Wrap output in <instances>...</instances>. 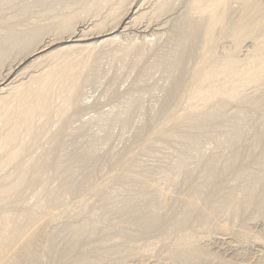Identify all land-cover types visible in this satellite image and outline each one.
Returning a JSON list of instances; mask_svg holds the SVG:
<instances>
[{
  "label": "rangeland",
  "instance_id": "1",
  "mask_svg": "<svg viewBox=\"0 0 264 264\" xmlns=\"http://www.w3.org/2000/svg\"><path fill=\"white\" fill-rule=\"evenodd\" d=\"M49 1L0 0V57L4 55L6 47L11 48L8 59L0 67L3 68L0 74L17 64V58L24 57L21 54L26 51L24 58L29 60L25 61L30 62L34 59L30 58V54L47 42L56 40V36L63 39L53 44L78 39L80 34L98 25L111 27L116 19H113L112 12L118 13L119 10L113 7V3L106 6L107 1H103L105 7L98 4H103L102 1L97 0H86L85 3L82 0L83 4L81 0L76 3L74 0ZM154 2L132 1L134 10L124 20V27L116 31V34H123L118 41L120 43L99 48L90 55L88 62L84 60L77 64L75 71L81 77L79 88L66 95L62 91L64 78L56 76V81H60L56 82L52 92L46 93L52 103L47 107L49 111L45 110L46 117L42 114L43 107L36 106L37 103L34 105L36 112L42 111L37 115L43 117L35 118L36 127L31 131L24 128L26 135L21 133L20 137L17 135L8 142L3 140L6 143L1 144L0 140V149H3L0 150V191L12 185L10 183L23 173L21 167L29 165L28 172L24 174L25 183L16 186L10 195L1 197L0 194V220H5L0 222V264H139L143 260L154 263L166 259L169 253L173 252L169 256L177 253L176 249L188 237L194 244L211 246L214 243L211 247L224 256L226 253L228 258L237 248L247 252L248 258L252 255L257 257L258 251L259 254L264 252V75L260 80L263 84L258 81L257 84L242 86V89L245 87L241 90L244 92L243 98L239 95V98H227L226 101L219 93L212 95V90L225 84L226 80L232 85L249 72L246 68L250 66L251 69L260 61L255 59L252 62L250 56L259 55L264 46L260 45L262 49L260 46L255 48L258 40L255 42L256 39L248 37L244 40L246 43H241V48L234 49L235 44L227 46L232 52L227 48L213 50L214 56L222 61L211 64L210 68L208 63L204 64L205 67L202 64L201 70L205 68L210 74L217 72L220 78L199 83L202 92H196V98L193 95L190 97L191 93L184 88L195 70L192 57L196 49L188 48L190 50L186 51L180 48L181 45L171 46L170 43L169 46L165 42V47L158 45L156 50L147 51L143 56L138 50L125 51L127 43L141 34L162 29L163 20L178 11L176 9L171 12L173 15H164L159 22L150 26H147L146 20L134 26L129 23L137 8L141 6L149 11ZM91 3L96 5L92 6ZM79 9L85 12L81 13ZM108 12H111V17L107 16ZM63 19H67V23L70 20V25ZM57 23L60 25L57 26ZM66 25L70 26L69 31ZM169 26L168 22L162 30ZM69 35L73 37L68 38ZM29 38L34 39L35 43L32 41L27 48L24 44L31 40ZM96 40L93 38L89 42ZM190 40H184V44L190 43ZM36 44L38 47H34ZM30 48L35 49L32 52ZM228 59L229 62L234 59L241 63L240 67L244 66L246 72H239L241 76L237 74L238 77L234 76L233 79L226 77L223 67L218 68ZM58 60L52 65L42 64L36 69H28L21 76L15 74L12 79L18 77L16 82L19 83L30 77L47 76L59 64L62 56ZM249 90L253 95L250 94L251 100L247 98L246 103L245 91L249 95ZM258 98L263 99L262 102ZM188 104L194 108L188 109ZM66 105L69 108L73 105V108L69 110L67 107V111L64 108ZM55 112L59 114V123ZM13 115L0 134L10 130L17 117L15 113ZM35 142L38 145L35 152H24V148ZM6 144L10 148L4 146ZM6 148L10 151L6 152ZM11 151L17 155L7 163L4 160ZM48 157L53 158L50 160ZM41 159H46L48 167L37 172L35 165ZM32 177L33 184H28ZM8 218L10 220L6 221ZM250 253L252 255L249 256Z\"/></svg>",
  "mask_w": 264,
  "mask_h": 264
},
{
  "label": "bare ground",
  "instance_id": "2",
  "mask_svg": "<svg viewBox=\"0 0 264 264\" xmlns=\"http://www.w3.org/2000/svg\"><path fill=\"white\" fill-rule=\"evenodd\" d=\"M13 1V0H12ZM44 1V0H43ZM46 1V0H45ZM52 2V0H50ZM49 1V2H50ZM62 1V0H60ZM66 1V0H65ZM69 1V0H68ZM86 0H84V3H85ZM89 2H91L90 0H88ZM87 1V2H88ZM96 1V0H95ZM97 1H102L103 4L98 3L100 5H104L105 7V3H107L106 6H109L108 3L111 5L113 3V7L115 6V8L119 9L118 10V13L117 11H115V8H112L111 9V6H110V9L115 11L116 13L112 12V17L114 20V23H112V26L107 28L106 26H109L107 25L106 23V26L105 25H102L103 27L105 26V28L101 27L100 25H98V27H94L90 30V27L88 28L90 31L89 32H84L83 34H80L78 39H68V38H71L73 36H70L67 38L68 40L66 41H61L60 43H56V44H53L54 41L56 40H61L63 39L62 36L61 38H59L58 36H56V40H51V42H47V44L45 45H41L42 47L41 48H38L37 51L35 52V48H32L34 50V53L31 55L30 51H29V54H30V58L32 59V57L34 59L30 60V62H27L28 60L25 59V54H27L28 51H26L25 53L21 54V56H24V57H21V59L17 58L18 63L15 64V65H12L10 66L5 72L6 73H1L0 74V133L1 130L4 128H2L4 126L5 123H7L8 121L11 122V119H13L12 117L15 116L13 115L14 113L17 115L16 117V120L15 122L13 123L12 127L10 128L9 131L5 132L3 134H0V140L1 141V144L3 143H6L5 141L7 140H10V139H13L15 138L17 135V137H20L19 134L21 133H24L23 129L24 128H28L29 131H31L32 129H34L37 125V121L35 120V118H42L44 116V118L46 117V112L45 110L47 109V107H49V105H52V103L50 104L49 102V97H46V93L53 90L56 82H59V81H56L57 78H55L56 76H62L63 79V92L68 95L74 91H76L79 86H80V78L78 76V72L75 71L76 69V66L79 62H83L84 60H87L90 55L95 52L97 49H101V48H104V47H107L112 44H116V43H120L118 41H120L121 39V35H123L122 33L119 35V34H116L118 30H120L122 27H124V24H125V19L126 17L129 15V13L131 12V10H134V6L132 5V1L134 0H119V1H114L116 2V4H114V2L110 1L108 2V0H97ZM96 1V2H97ZM107 1V2H104ZM64 2V1H63ZM71 2V1H70ZM74 2L76 3L77 0ZM80 2V0L78 1ZM86 2V3H87ZM89 2H88V5H89ZM94 2V1H92ZM95 2V3H96ZM118 2V3H117ZM29 3V2H28ZM40 3V1H39ZM61 3V2H60ZM81 3H82V0H81ZM95 3H91L92 6L96 5ZM55 4H56V1H55ZM80 4V3H78ZM83 4V3H82ZM154 5L152 6V8L149 10V11H145L143 8H140L139 9L137 8V10H135V13H134V17L132 19V21H130L129 23H132L133 26L134 25H137V24H140L143 22V20H146V23H147V26H150L149 24L151 23H154V22H159V19H161L164 15H167L168 13H171V12H175L176 9H178L177 13L174 14V16H171V14H169L170 18H166V19H169L168 21H166V19H164L163 21V24L161 25H168V22L170 23V26L169 27H166V30L163 31L162 29H164L162 26V29L160 30H153L150 34H141L140 37H138L137 39H134V41H131L129 43H127V45L125 46V51L126 52H130L132 50H138V52H140V54H143L146 53L147 54V51L150 53V51H154V49L156 50V48H158V45H162L165 47V42L166 45L169 44L170 46V43H171V46L172 44H175V45H181L180 48H183V49H196V53L194 55L193 58V63L194 64V67H195V70L193 69V72L191 74V78L189 79L188 78V82L187 84H185V90L187 91V93H191L190 94V97H192V95L194 96V98H196L197 94H195L196 92L199 91V93H201L203 90L201 87V90L199 88V83H203L204 81L206 80H215V79H219V74L217 72H211L213 74H210V71L208 72L205 68H203V70H201V67H202V64H207L210 68V65L211 64H216V62L219 60L217 59L215 56H214V51L216 49V51L218 50L217 48H222V50L226 49L227 46L231 45V44H235L233 45L234 49L235 47H239L241 48V43L248 37H252L255 40V42H257L258 40V44L255 45V48L256 46H260V45H263L264 46V0H155V2L153 3ZM14 5V4H13ZM34 5V4H33ZM45 5V4H44ZM64 5V4H63ZM62 5V6H63ZM70 5V4H69ZM87 5V4H86ZM143 5V4H141ZM17 6V5H16ZM75 6V4H74ZM73 6V7H74ZM77 6V5H76ZM75 6V7H76ZM84 6V5H83ZM98 6V5H97ZM96 6V7H97ZM119 6V7H118ZM138 6V5H137ZM26 7V6H25ZM33 7V6H31ZM35 7V6H34ZM33 7V8H34ZM39 7V6H38ZM54 7V6H53ZM65 7H67L65 5ZM69 7V6H68ZM71 7V6H70ZM103 7V8H104ZM27 8V7H26ZM56 8V7H55ZM59 8V7H58ZM72 8V7H71ZM80 8V7H79ZM101 8V6L99 7ZM45 9V8H44ZM54 9V8H53ZM62 9V8H61ZM75 9V8H74ZM82 9V8H81ZM89 9H91V7H89ZM146 9V8H145ZM38 10V9H37ZM63 10V9H62ZM80 10V9H79ZM88 10V9H87ZM97 10V8H96ZM94 10V12L96 11ZM101 10V9H100ZM99 10V11H100ZM108 10V9H107ZM31 11V10H30ZM73 11V10H72ZM81 13H84L85 11L82 12V10H80ZM29 12V11H28ZM53 12V11H51ZM56 12V11H55ZM77 12V11H76ZM75 12V13H76ZM89 12V11H88ZM87 12V14H88ZM134 12V11H133ZM35 13V12H34ZM59 13V12H57ZM74 13V12H73ZM80 13V14H81ZM55 14V13H54ZM71 14V13H70ZM98 14V13H97ZM109 16V14H111V12L107 13ZM118 14V15H116ZM60 15V14H59ZM68 17H69V14H67ZM131 15H133V13H131ZM173 15V14H172ZM4 16V15H3ZM36 16V15H35ZM52 16V15H51ZM63 16V15H62ZM72 16V15H71ZM78 16V15H77ZM81 16V15H80ZM83 16V15H82ZM105 16V15H104ZM2 17V16H1ZM43 17V16H42ZM45 17V16H44ZM65 17V16H64ZM62 17V18H64ZM76 17V16H75ZM74 17V18H75ZM111 17V16H109ZM115 17V18H114ZM4 18V17H3ZM6 18V17H5ZM34 18V17H32ZM72 18V17H71ZM70 18V20H71ZM82 18V17H81ZM103 18V17H102ZM165 18V17H164ZM47 19V18H46ZM51 19V18H50ZM56 19V18H55ZM60 19V18H59ZM59 19H56V20H59ZM73 19V18H72ZM113 19H111L113 21ZM130 19V20H131ZM64 20V19H63ZM69 20V21H70ZM76 20V19H75ZM66 21L67 23V19L64 20ZM69 24L70 25V23ZM73 21V20H72ZM78 21V20H77ZM108 21V20H107ZM13 22V21H12ZM20 22V21H19ZM128 22V21H127ZM161 22V21H160ZM27 23V22H26ZM60 23V22H59ZM65 23V22H63ZM62 23V25H63ZM99 23V22H98ZM162 23V22H161ZM19 24V23H18ZM25 24V23H24ZM58 24V23H57ZM131 24V25H132ZM159 24V23H158ZM60 24H58L57 26H59ZM96 25V24H95ZM102 29H100V27ZM126 26L128 27V25L126 24ZM130 26V25H129ZM146 26V27H147ZM55 27V26H54ZM61 27V26H60ZM70 27V26H69ZM69 27H67L66 25V28L68 29L69 31ZM127 27H125L127 29ZM160 27V26H159ZM63 28V27H62ZM66 28H64L66 30ZM63 29V30H64ZM64 30V32H65ZM123 31V30H122ZM60 32V30H59ZM150 32V31H149ZM39 33V32H38ZM56 33V32H55ZM70 33H71V30H70ZM40 34V33H39ZM58 34V33H57ZM61 34V33H60ZM59 34V35H60ZM64 34V33H63ZM67 34V33H65ZM74 34V33H73ZM128 34V33H127ZM42 35V34H41ZM56 35V34H54ZM62 35V34H61ZM93 37H92V36ZM38 36V35H37ZM43 36V35H42ZM64 36V35H63ZM78 36V35H77ZM76 36V37H77ZM91 36V37H90ZM125 36V35H124ZM33 37V35H32ZM58 37V39H57ZM90 37V38H89ZM123 37V36H122ZM165 37V38H164ZM34 38V37H33ZM35 38H37L35 36ZM41 38V37H40ZM39 38V40H40ZM93 38H96L97 40L95 42H89L90 39H93ZM127 38V37H126ZM133 38V36H132ZM154 38V39H152ZM164 38V42H162L163 44L160 43L161 39ZM31 39V40H29ZM28 42L25 43V47L26 45L28 46L33 40L32 38H29ZM130 39V38H129ZM127 39V41L129 40ZM190 40L191 42L188 43V44H184V40ZM250 39V38H249ZM252 39V40H254ZM37 40V39H36ZM124 40V39H123ZM126 40V39H125ZM35 41V40H34ZM33 41V42H34ZM85 41H88V43H84ZM246 41V40H245ZM244 41V43H246ZM37 42V41H36ZM126 42V41H124ZM189 42V41H187ZM255 42H253L255 44ZM35 43V42H34ZM40 44V42H38ZM69 43H73V44H69ZM160 43V44H159ZM183 43V44H182ZM243 43V44H244ZM123 44V43H122ZM21 45V44H19ZM24 45H23V48H24ZM117 45V44H116ZM240 45V46H239ZM22 46V45H21ZM30 46V45H29ZM29 46L27 48H29ZM162 46H160L162 48ZM177 46V47H179ZM232 46V45H231ZM249 46V45H248ZM34 47H38V44H36V46L34 45ZM194 47V48H193ZM247 47V46H246ZM170 48V47H169ZM169 48L167 50H169ZM175 48V46H174ZM232 48V49H233ZM244 48V46H243ZM249 48V47H248ZM247 48V49H248ZM252 48H254V45L252 46ZM260 48L262 49V47L260 46ZM258 49L260 51H262L261 49ZM32 49L30 48V50L32 51ZM121 49V48H120ZM171 49V48H170ZM188 49V50H190ZM228 49V48H227ZM24 50V49H23ZM163 50V49H162ZM177 50V48H176ZM214 50V51H213ZM221 50V49H219ZM230 50V48L228 49ZM244 50V49H243ZM254 50V49H253ZM134 51V52H136ZM146 51V52H145ZM179 51V50H178ZM187 51V50H186ZM213 51V52H212ZM227 51V50H225ZM250 51V49L248 50V52ZM9 52L11 53V48L10 49H4V55H2L0 57V67L3 66L6 62V59H8V54ZM33 52V51H32ZM104 52V51H103ZM161 52V51H160ZM163 52V51H162ZM165 52V51H164ZM180 52V51H179ZM183 52V51H182ZM193 52V51H192ZM230 52H232L230 50ZM242 52V51H241ZM240 52V53H241ZM99 53V52H97ZM122 53V52H121ZM152 53V52H151ZM159 53V52H158ZM171 53V52H169ZM174 53V52H173ZM235 53V52H234ZM255 53V52H254ZM103 54V53H102ZM134 54V53H133ZM139 54V55H140ZM164 54V53H163ZM168 54V53H167ZM182 54V53H181ZM217 54V53H216ZM221 54V53H220ZM233 54V53H232ZM231 54V55H232ZM249 54V53H248ZM251 54L252 53V49H251ZM11 55V54H10ZM15 55V54H14ZM99 55V54H98ZM138 55V56H139ZM149 55V54H148ZM151 55V54H150ZM161 55V54H160ZM169 55V54H168ZM175 55V54H174ZM180 55V54H179ZM186 55V54H185ZM219 55V54H218ZM217 55V57L219 58V56ZM230 55V54H229ZM242 55V54H241ZM244 55V54H243ZM247 55V54H246ZM18 56V55H16ZM27 56V55H26ZM62 56V60H60L59 64L55 65V69L51 72V73H47V76H35L36 78H28V80L26 81H22V82H19L17 83L16 82V78L18 77H15L14 79H12V76H14L16 74V76H21L20 74L24 73L25 71H28V69H31V68H35V67H39L40 65L43 64V66L46 64L47 66L49 64H54L56 63L57 61H59V57ZM118 56V55H117ZM137 56V57H138ZM141 56V57H142ZM166 56V55H165ZM178 56V54H177ZM181 56V55H180ZM221 56V55H220ZM233 56V55H232ZM237 56V55H236ZM235 56V57H236ZM11 57V56H10ZM28 57V56H27ZM126 57V56H125ZM140 57V56H139ZM146 57V55H145ZM154 57V56H153ZM164 57V56H163ZM179 57V56H178ZM185 57V56H184ZM191 57V56H190ZM226 57V56H225ZM29 58V57H28ZM120 59H122L121 57H119ZM162 58V57H161ZM181 58V57H180ZM186 58V57H185ZM239 58V57H237ZM243 58V56H242ZM246 58V57H245ZM247 58H248V55H247ZM14 59V58H13ZM137 59H140L141 58H137ZM154 59H157L156 57ZM189 59V57L187 58ZM250 59L252 62H254V60L256 59H259L260 61L259 62H256L255 65H253V68L249 66V68L247 67L246 65V69L247 71L250 72V74H247L249 72H246L245 71V68L244 66L243 67H240L239 64L241 63H237L234 61V59L229 62V59L228 61H225L221 66L220 68L218 69H221L223 67L222 70H224L223 72H225V74L227 75L226 77H229L230 79H233L235 77H239L241 76V73L238 74L239 72H242V74H244L243 72H246L245 75L241 76L242 78L239 79V81H235V85H229L231 83H229L227 80H226V83L225 84H221V85H218L217 87H215L212 91V95L215 94L217 95L219 93V95H222V98H226V101H227V98H235L238 96L239 98V95L240 97H242V94L244 95V92L241 91L243 89H245V87L242 89V86L243 85H246L247 83H259L261 82L260 80L261 77H263L264 75V48H263V51L259 53V55H251L250 56ZM27 60V61H25ZM143 60V59H142ZM148 60V59H147ZM180 60H183V59H180ZM236 60V59H235ZM248 60V59H247ZM255 60V61H256ZM15 61V60H13ZM135 61H136V58H135ZM134 61V62H135ZM139 61V60H137ZM136 61V62H137ZM165 61H167L165 59ZM170 61V60H169ZM185 61V60H184ZM183 61V62H184ZM191 61V62H192ZM222 61V60H219V62ZM244 61V60H243ZM249 61V60H248ZM88 62V60H87ZM87 62L85 61L84 63L87 64ZM156 62V61H155ZM158 62V61H157ZM171 62V61H170ZM173 62V61H172ZM178 63H181L179 60L177 61ZM188 62V61H187ZM236 64H235V63ZM241 62V60H240ZM15 63V62H14ZM26 63H28L26 65ZM48 63V64H47ZM139 63V62H137ZM151 63V62H150ZM153 63H154V60H153ZM162 63V62H160ZM186 63V62H185ZM219 63V64H221ZM234 63V64H233ZM250 63V62H248ZM82 64V63H81ZM155 64V63H154ZM173 64V63H171ZM176 63H174L175 65ZM80 65V64H79ZM168 65V64H167ZM206 65V66H207ZM9 66V65H8ZM86 66V65H85ZM156 66V65H155ZM160 66V65H159ZM163 66V65H162ZM173 66V65H172ZM171 66V67H172ZM212 66V65H211ZM252 66V65H251ZM96 67V66H95ZM135 67V66H134ZM170 67V68H171ZM193 67V65H192ZM205 67V65H204ZM191 68V67H190ZM3 69V68H2ZM0 69V70H2ZM36 69V68H35ZM204 69L206 71H204ZM213 69V68H212ZM80 70V69H79ZM191 70V69H190ZM217 70V69H216ZM215 70V71H216ZM82 71V69H81ZM1 72V71H0ZM21 72V73H20ZM182 72V71H181ZM191 72V71H190ZM220 72V70L218 71ZM222 72V71H221ZM80 73V72H79ZM83 74V73H81ZM175 74V73H174ZM223 74V73H222ZM238 74V75H237ZM221 75V74H220ZM237 75V76H236ZM33 76V75H32ZM190 76V75H189ZM235 76V77H234ZM245 76V77H244ZM219 77V78H218ZM222 77V76H221ZM185 78V77H184ZM244 78V79H243ZM12 79V80H11ZM54 80V81H53ZM259 81V82H258ZM264 81V80H262ZM17 84H16V83ZM55 82V83H54ZM182 82V81H181ZM212 81H210L211 83ZM220 82L217 80V83ZM225 82V81H224ZM238 82V83H237ZM209 83V82H208ZM215 83V82H214ZM256 83V84H257ZM263 84V82H261ZM219 84V83H218ZM58 85V84H57ZM250 86V84H249ZM214 87V86H213ZM56 89V88H55ZM62 89V88H61ZM206 89V88H205ZM247 89V87H246ZM256 89V88H255ZM263 89V88H262ZM261 89V90H262ZM258 90V89H257ZM82 91V90H81ZM210 91V90H208ZM260 91V90H259ZM52 92V91H51ZM184 92V91H183ZM211 92V91H210ZM249 95L248 92L246 93L245 91V100L248 98V100L250 101L251 100V91L249 90ZM76 93V92H75ZM209 93V92H208ZM259 93V92H258ZM83 94V93H82ZM81 94V95H82ZM183 94V93H182ZM256 94V93H255ZM254 94V95H255ZM55 95V94H54ZM58 95V94H57ZM80 95V96H81ZM214 95V96H215ZM218 95V96H219ZM253 95V94H252ZM59 96V95H58ZM79 96V97H80ZM178 96V95H177ZM196 96V97H195ZM250 96V98H249ZM262 96V94H261ZM55 97V96H54ZM60 97V96H59ZM62 97V95H61ZM60 97V98H61ZM243 98V97H242ZM255 98V97H254ZM52 99V97H51ZM58 99V98H57ZM55 98V100H57ZM179 99V98H178ZM192 99V98H191ZM212 99V98H211ZM253 99V98H252ZM256 99V98H255ZM259 100L261 98H258ZM257 99V101H258ZM246 100V103L247 101ZM263 99H261L260 101L262 102ZM53 102V99L51 100ZM79 101V100H78ZM81 101V100H80ZM83 101V100H82ZM194 101V99H193ZM201 101V100H199ZM225 101V102H226ZM253 101H256V100H253ZM259 101V102H260ZM66 102V101H65ZM69 102V101H68ZM66 102V103H68ZM179 102V101H177ZM188 102V101H187ZM202 102V101H201ZM252 102V101H251ZM259 103V106L262 105V103L264 104V100L262 103ZM38 103V104H37ZM42 103V104H41ZM64 103V102H63ZM71 103V102H70ZM81 103V102H80ZM84 103V102H83ZM174 103V102H173ZM198 103V100L196 102V104ZM37 104V105H36ZM55 104V102H54ZM179 104V103H178ZM249 104V102H248ZM257 104V102H256ZM40 105L41 108L43 109V112L42 114H44L43 116H38L40 114L37 115V113H41L37 110L36 112V106ZM43 105V106H42ZM71 105V104H69ZM195 105V104H194ZM35 107L34 108H32ZM182 106V105H181ZM184 106V105H183ZM201 106V104H200ZM258 108H261L259 107ZM264 106V105H262ZM68 106L66 105V107H64L65 109L67 108ZM71 108H73V105L70 106ZM169 107V106H168ZM199 107V106H198ZM252 107V106H251ZM257 107V106H256ZM39 108V107H37ZM54 108V107H52ZM51 108V110H52ZM63 108V110H64ZM69 108V107H68ZM69 108V110L71 109ZM187 108V107H186ZM189 108H194V106L192 107V104H188V109ZM182 109V108H181ZM187 109V110H188ZM48 110V109H47ZM46 110V111H47ZM67 111H69L68 109H66ZM36 113V114H33V112ZM49 111V110H48ZM58 111V110H56ZM65 111V110H64ZM66 111V112H67ZM186 111V110H185ZM195 111V110H194ZM255 111V110H254ZM259 111V110H258ZM9 112V113H8ZM14 112V113H13ZM172 112V110L170 111ZM178 112V111H177ZM196 112V111H195ZM198 112V111H197ZM200 112V111H199ZM263 112V111H262ZM8 113V114H6ZM10 113H12L10 115ZM167 113V112H166ZM174 113V112H172ZM6 114V115H5ZM49 114V113H48ZM51 114V113H50ZM58 114V112H57ZM56 112H55V118H56ZM168 114V113H167ZM184 114V113H183ZM13 115V116H12ZM38 117H37V116ZM12 116V117H11ZM54 116V115H53ZM58 116L59 114L57 115V119L58 120V123H59V119H58ZM52 117V116H51ZM171 117V116H170ZM50 118V117H48ZM54 118V117H53ZM60 118V117H59ZM68 118V117H67ZM55 120V119H54ZM54 121L57 123V121ZM50 121V120H49ZM52 122V121H51ZM61 122V121H60ZM71 122V121H70ZM41 122H39L40 124ZM48 123V122H47ZM53 123V122H52ZM57 123V124H58ZM11 124V123H10ZM54 125V123H53ZM56 125V124H55ZM8 126V124H7ZM6 126V128H7ZM52 129V128H51ZM25 130V129H24ZM26 131V130H25ZM65 131V130H64ZM34 133V132H33ZM55 133V132H54ZM26 135V133H24ZM50 134H53L52 132H50ZM62 134V133H61ZM23 135V136H25ZM47 135V134H46ZM36 136V135H35ZM43 137V136H42ZM49 137V135H48ZM59 137V136H58ZM63 137V136H61ZM5 140V141H3ZM49 141V140H48ZM8 142V141H7ZM39 142V141H38ZM60 142V141H59ZM62 142V140H61ZM57 143V142H56ZM32 144V143H31ZM54 144V143H52ZM51 144V145H52ZM62 144V143H61ZM64 144V143H63ZM9 145V143H8ZM12 145V144H11ZM4 146H7L4 145ZM30 146V145H29ZM26 147V149L24 148V152L27 151V152H35L36 149H37V144L35 142L34 145H31L30 147ZM41 146V145H39ZM9 147V146H7ZM1 148V147H0ZM10 148V147H9ZM46 148V147H44ZM60 148V147H59ZM64 148V147H63ZM8 149V148H6ZM210 149V148H209ZM0 150H3V149H0ZM5 150V149H4ZM54 150V149H53ZM10 151V149H8L6 152ZM53 152V151H52ZM38 153V152H37ZM43 153V152H42ZM56 153V152H55ZM31 154V153H30ZM44 154V153H43ZM57 154V153H56ZM16 153L14 151H11L8 155H7V159L4 160L6 161L7 163L8 162H11L14 160V158L16 157ZM52 155V154H51ZM50 156V155H49ZM42 157V156H41ZM49 158V157H48ZM53 158V157H52ZM52 158L50 160H52ZM38 159V158H37ZM47 159V158H46ZM46 159H41L37 162V165H35L36 167V171L39 172L40 169L43 170L45 169L47 163H46ZM58 159V158H57ZM56 159V160H57ZM33 160V159H32ZM55 160V161H56ZM3 161V162H4ZM48 161V159H47ZM32 162V161H30ZM52 165V164H51ZM25 166V165H24ZM34 167V166H33ZM48 167V166H47ZM46 167V168H47ZM22 169V174L19 175L18 177H16L10 184V186H7L5 188H3L1 191H0V194H1V197H4V196H7V195H10L12 194L13 190L15 189L16 186H20L22 185V183H25V179H24V174L28 172L29 170V165L25 166L24 168L21 167ZM20 169V170H21ZM35 171V170H34ZM35 171V172H36ZM34 172V173H35ZM36 172V173H37ZM45 174V173H44ZM48 174V173H47ZM12 175H14L12 173ZM11 175V176H12ZM36 175V174H35ZM34 175V176H35ZM17 176V175H16ZM49 176V175H48ZM40 177V176H39ZM44 177V176H43ZM35 178V177H34ZM12 179V178H11ZM33 177L31 178V181L28 183H32L33 184ZM35 180V179H34ZM46 180V179H45ZM48 181V179H47ZM37 182V181H36ZM46 182V181H45ZM14 183V184H13ZM46 184V183H45ZM28 187V186H27ZM42 188V187H41ZM200 195V194H199ZM252 197V196H251ZM210 199V198H209ZM262 199V198H261ZM251 201V200H250ZM256 201V200H255ZM254 201V202H255ZM260 201V200H258ZM253 202V203H254ZM206 203V202H205ZM263 204V203H262ZM247 205V204H246ZM203 207V206H202ZM256 208V207H255ZM264 208V207H263ZM232 209V208H231ZM198 210V209H197ZM230 210V209H229ZM233 210V209H232ZM202 211V210H201ZM234 211V210H233ZM238 211V209H237ZM236 211V212H237ZM250 211V210H249ZM261 211V210H259ZM207 212V211H206ZM229 212V211H227ZM226 212V213H227ZM258 212V211H257ZM216 213V212H215ZM222 213V212H221ZM230 213V212H229ZM247 213V212H246ZM252 213V212H251ZM256 213V212H255ZM231 214V213H230ZM237 214V213H236ZM248 214V213H247ZM195 215V214H194ZM264 215V213H263ZM229 216V214H228ZM234 216V215H233ZM260 216V215H259ZM258 216V217H259ZM206 217V216H205ZM209 217V216H208ZM231 217V216H230ZM241 217V216H240ZM255 217V215L253 216ZM207 218V217H206ZM210 218V217H209ZM229 218V217H228ZM245 218V216H244ZM243 218V219H244ZM193 219V218H192ZM199 219V218H198ZM233 219V218H232ZM235 219V218H234ZM239 219V218H237ZM256 219V217H255ZM10 219L8 218L6 221H9ZM200 220V219H199ZM251 220V218H250ZM5 220H0V222H3ZM204 221V220H203ZM228 221V220H227ZM233 221V220H232ZM247 221V220H246ZM253 221V220H252ZM256 221V220H255ZM196 222V221H195ZM211 222V221H210ZM214 222V221H213ZM235 222H238V221H235ZM255 223V222H254ZM199 224V223H198ZM233 224V223H232ZM219 225V224H218ZM213 226V225H212ZM222 226V225H221ZM224 226V225H223ZM224 228V227H223ZM226 228V226H225ZM244 228V227H243ZM195 229V228H194ZM232 229V228H231ZM238 230V229H237ZM240 230V229H239ZM246 230V229H245ZM244 230V231H245ZM202 231V230H201ZM243 231V230H242ZM183 232V231H182ZM219 233V232H218ZM226 233V232H225ZM249 233V232H248ZM261 233V232H260ZM191 234V233H190ZM194 234V233H193ZM250 234V233H249ZM252 234H253V231H252ZM183 235V234H182ZM197 235V234H196ZM251 235V234H250ZM261 235V234H260ZM256 236V235H255ZM257 237V236H256ZM256 237H254L256 239ZM190 238V237H188ZM186 239L184 244L180 245L181 247L176 249L177 253H175L173 256H169L170 254H172L173 250L170 251L172 253H169V257L167 256L166 259L164 258V260L162 261H154V263L152 262H145V260L143 261H139L140 263L139 264H264V252L259 254L258 252L257 253V257H253V255L250 253V255H252L251 257H253V259L248 258V254L244 253L243 251H240V249L238 250H235L232 251L233 254L230 256V258L226 257V253H225V256L223 254H221L219 252V250H214L211 246L214 244H212L211 242V246L210 244H194L190 239ZM194 238V237H193ZM206 238V237H205ZM179 239V238H178ZM219 239V238H218ZM224 239V238H223ZM246 239V238H245ZM194 240V239H193ZM201 240V239H200ZM259 240L261 241L262 239L259 237ZM209 241V240H208ZM207 241V242H208ZM197 242V241H196ZM206 242V243H207ZM231 242V241H230ZM238 242V241H237ZM259 242V241H258ZM264 242V241H263ZM205 243V241H204ZM222 243V242H221ZM225 243V242H224ZM230 244V243H227V245ZM233 244V243H232ZM231 244V245H232ZM215 245V244H214ZM225 245V244H224ZM230 245V246H231ZM235 245V244H234ZM222 246V245H221ZM216 247V246H215ZM214 247V248H215ZM234 247V246H233ZM232 247V248H233ZM236 247V245H235ZM234 247V248H235ZM219 248V247H218ZM244 248V247H243ZM246 248V247H245ZM256 248V247H255ZM221 249V248H219ZM236 249V248H235ZM258 249V247H257ZM227 250V249H226ZM241 250H243L241 248ZM260 250V249H259ZM221 251V250H220ZM230 251V250H229ZM230 251V253H232ZM252 252V251H251ZM256 253H255V256H256ZM259 254V255H258ZM138 260V259H137ZM149 261H153V260H149ZM137 264V263H136Z\"/></svg>",
  "mask_w": 264,
  "mask_h": 264
}]
</instances>
